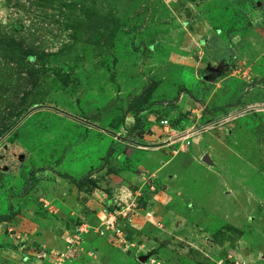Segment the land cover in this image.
<instances>
[{
  "label": "rangeland",
  "instance_id": "374dc122",
  "mask_svg": "<svg viewBox=\"0 0 264 264\" xmlns=\"http://www.w3.org/2000/svg\"><path fill=\"white\" fill-rule=\"evenodd\" d=\"M0 264H264V0H0Z\"/></svg>",
  "mask_w": 264,
  "mask_h": 264
},
{
  "label": "built area",
  "instance_id": "2783aa9c",
  "mask_svg": "<svg viewBox=\"0 0 264 264\" xmlns=\"http://www.w3.org/2000/svg\"><path fill=\"white\" fill-rule=\"evenodd\" d=\"M158 126L165 132V134H168V140L166 144L172 146L175 143L178 142H184V141H189L193 136L196 135V132H187V133H179L177 131H174L173 129L170 128V125L167 121H160L158 122ZM215 125L212 126H206L205 128L200 129V132H205L209 129L214 128ZM175 134V135H174ZM175 137V138H174ZM172 139V140H171ZM122 210V209H121ZM119 212V213H118ZM117 215L115 214H109L108 216L107 213H105V216L103 219H101V224L99 225L100 231L98 232L102 237H107L109 239H112L111 241H114L116 243L123 244L125 243L122 238V232L118 229L117 226V218H122L125 219L126 215L122 214L120 211H118ZM121 216V217H117ZM82 229L78 230V235H75L73 238L74 240L76 238H79L83 233Z\"/></svg>",
  "mask_w": 264,
  "mask_h": 264
},
{
  "label": "trees",
  "instance_id": "16d2710c",
  "mask_svg": "<svg viewBox=\"0 0 264 264\" xmlns=\"http://www.w3.org/2000/svg\"><path fill=\"white\" fill-rule=\"evenodd\" d=\"M27 55V54H25ZM29 56V55H27ZM139 125V119H138V115H136V117H134V125L132 127V130L129 131L128 135L132 137V134H136L137 131V127ZM137 135V134H136ZM112 150L109 149V151L107 152L105 159H104V163L102 166L99 167V169L96 172H102L103 170L106 171L107 174H113L116 175L119 171L116 167L110 166L109 165V159L112 156ZM94 173H88L85 176H83L78 182H76V185H91L93 187L96 186L97 180L96 179H92Z\"/></svg>",
  "mask_w": 264,
  "mask_h": 264
},
{
  "label": "water",
  "instance_id": "95a60500",
  "mask_svg": "<svg viewBox=\"0 0 264 264\" xmlns=\"http://www.w3.org/2000/svg\"><path fill=\"white\" fill-rule=\"evenodd\" d=\"M204 161H205V163H208V160H207V158H205V159H204Z\"/></svg>",
  "mask_w": 264,
  "mask_h": 264
},
{
  "label": "crops",
  "instance_id": "0c3cea01",
  "mask_svg": "<svg viewBox=\"0 0 264 264\" xmlns=\"http://www.w3.org/2000/svg\"><path fill=\"white\" fill-rule=\"evenodd\" d=\"M189 104V103H188ZM166 154V153H165ZM164 167H166V165H164Z\"/></svg>",
  "mask_w": 264,
  "mask_h": 264
},
{
  "label": "clouds",
  "instance_id": "9594fccd",
  "mask_svg": "<svg viewBox=\"0 0 264 264\" xmlns=\"http://www.w3.org/2000/svg\"><path fill=\"white\" fill-rule=\"evenodd\" d=\"M166 144V143H165Z\"/></svg>",
  "mask_w": 264,
  "mask_h": 264
}]
</instances>
